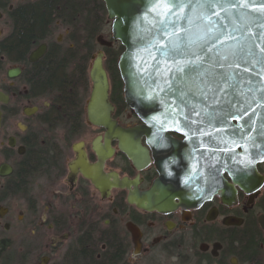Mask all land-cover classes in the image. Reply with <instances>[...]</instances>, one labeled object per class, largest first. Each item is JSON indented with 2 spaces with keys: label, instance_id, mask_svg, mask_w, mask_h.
<instances>
[{
  "label": "flooded vegetation",
  "instance_id": "af4514ba",
  "mask_svg": "<svg viewBox=\"0 0 264 264\" xmlns=\"http://www.w3.org/2000/svg\"><path fill=\"white\" fill-rule=\"evenodd\" d=\"M97 1L106 12L103 0L56 1L42 33L23 43L22 21L45 0H0V264H264V184L252 192L236 186V198L232 188L194 186L206 194L201 201L176 199L167 211L130 201H153L157 161L171 149L138 131L149 125L127 105L115 42L98 50L114 129L133 131L149 162L136 166L116 135L89 121L98 51L90 59L89 43L67 36L89 34ZM257 169L264 176V163ZM223 178L233 186L228 172Z\"/></svg>",
  "mask_w": 264,
  "mask_h": 264
},
{
  "label": "water",
  "instance_id": "95a60500",
  "mask_svg": "<svg viewBox=\"0 0 264 264\" xmlns=\"http://www.w3.org/2000/svg\"><path fill=\"white\" fill-rule=\"evenodd\" d=\"M103 2L112 40L123 47L118 69L125 100L149 125L138 131L150 144L171 149L157 161L161 178L147 193L153 201L134 195L130 201L167 211L176 199L201 201L206 194L195 192L194 186L232 188L234 198L236 186L245 192L259 189L264 184L257 169L264 163V0ZM97 42L111 44L101 36ZM44 51L37 50L33 58ZM90 78L89 121L116 135L136 166L145 165L150 158L140 139L131 130L114 129L101 50L93 56ZM170 132L185 140H174ZM128 184L122 179V187Z\"/></svg>",
  "mask_w": 264,
  "mask_h": 264
},
{
  "label": "trees",
  "instance_id": "16d2710c",
  "mask_svg": "<svg viewBox=\"0 0 264 264\" xmlns=\"http://www.w3.org/2000/svg\"><path fill=\"white\" fill-rule=\"evenodd\" d=\"M56 1L60 5L61 0H45L44 2L45 5L40 10L36 8L29 11L25 19L22 21V26L24 27V31H25L24 36L22 37L23 43L27 42L30 37H33L35 35H40L42 33L46 22L50 19V14H51L50 7L53 6V3H55ZM95 22H97L98 25H96V23L95 25L92 24L94 22H89V34L87 36L81 34H79L81 36L71 34L67 36L68 41L77 42V43L87 41L90 45V52H91L94 41L96 40L97 42V37L99 35L98 31L100 30L99 25L101 24L102 21L99 18H96Z\"/></svg>",
  "mask_w": 264,
  "mask_h": 264
},
{
  "label": "rangeland",
  "instance_id": "374dc122",
  "mask_svg": "<svg viewBox=\"0 0 264 264\" xmlns=\"http://www.w3.org/2000/svg\"><path fill=\"white\" fill-rule=\"evenodd\" d=\"M99 4H101V2H99ZM99 4L97 1L95 4L94 13L89 14V20L88 21L94 22V23H92L94 25H95V23H96V25H98L97 22H95V21H96V18H99L102 22L99 25L100 30L98 31V33H99L98 36H101V37H103V39L110 41L111 40V21H109L107 19V13L106 12H102L103 10L101 12H98V8L100 6ZM59 32H62V31H59ZM79 34H81V33H76L75 35H79ZM81 35H83V34H81ZM81 35H79V36H81ZM78 43H81V42H78ZM119 45H120L119 42H115V45H114L113 49L111 50V52L114 53V52H117L119 50L121 51V49H120L121 47ZM99 49H102V46L98 42H96V40H95L93 45H92V51L90 52L91 53L90 59H91L92 55H94ZM112 56H114V55H109L108 57L111 58Z\"/></svg>",
  "mask_w": 264,
  "mask_h": 264
}]
</instances>
